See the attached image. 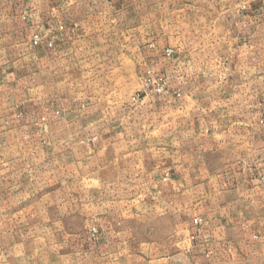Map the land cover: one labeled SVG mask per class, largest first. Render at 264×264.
I'll use <instances>...</instances> for the list:
<instances>
[{"label": "crops", "instance_id": "obj_1", "mask_svg": "<svg viewBox=\"0 0 264 264\" xmlns=\"http://www.w3.org/2000/svg\"><path fill=\"white\" fill-rule=\"evenodd\" d=\"M263 174L264 0H0V264H264Z\"/></svg>", "mask_w": 264, "mask_h": 264}, {"label": "built area", "instance_id": "obj_2", "mask_svg": "<svg viewBox=\"0 0 264 264\" xmlns=\"http://www.w3.org/2000/svg\"><path fill=\"white\" fill-rule=\"evenodd\" d=\"M39 39L37 37H34L32 44L34 46L38 45ZM52 44L48 43L47 47H51ZM171 53L170 50H166V55H169ZM145 87H149L152 89V92L155 96L158 97H166L169 95L168 91L166 90L163 81H160L157 78H154L153 76H150L146 81H145ZM140 96L137 94L132 97L133 102H140ZM259 183L260 185L264 186V174L261 175L259 178ZM98 231L96 228H91L90 229V236L92 239H95V236L97 235Z\"/></svg>", "mask_w": 264, "mask_h": 264}, {"label": "rangeland", "instance_id": "obj_3", "mask_svg": "<svg viewBox=\"0 0 264 264\" xmlns=\"http://www.w3.org/2000/svg\"><path fill=\"white\" fill-rule=\"evenodd\" d=\"M125 23H128V22H124V24ZM124 28H126V27H124ZM123 28V29H124ZM125 30V29H124ZM108 34V33H107ZM123 39H122V42H123V45H127V46H130V43H129V38L127 37V35L126 36H123L122 37ZM127 38H128V40H127ZM125 39H126V41H125ZM109 43H113V41L112 42H109ZM118 43V42H117ZM92 189H93V191H95L96 193H95V195H94V197L92 198V199H95V200H93V201H95V202H97V195H98V188H97V184H95V186H92L91 187ZM91 199V198H90ZM91 199V200H92ZM97 231L99 232V230L97 229ZM98 234V233H97ZM96 237V236H95ZM92 240H95V239H92Z\"/></svg>", "mask_w": 264, "mask_h": 264}]
</instances>
